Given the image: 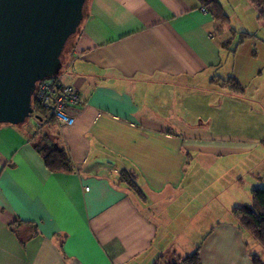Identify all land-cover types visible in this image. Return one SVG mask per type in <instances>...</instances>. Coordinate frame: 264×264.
<instances>
[{
    "label": "crops",
    "instance_id": "crops-1",
    "mask_svg": "<svg viewBox=\"0 0 264 264\" xmlns=\"http://www.w3.org/2000/svg\"><path fill=\"white\" fill-rule=\"evenodd\" d=\"M217 1L264 29L249 0ZM215 28L197 0L86 1L58 76L82 102L73 124L0 125V264H154L197 249L200 264H264L232 216L264 190V142L204 116L230 55L221 44L233 29ZM39 130L71 172L45 168L32 145ZM122 171L136 174L144 200Z\"/></svg>",
    "mask_w": 264,
    "mask_h": 264
},
{
    "label": "water",
    "instance_id": "water-1",
    "mask_svg": "<svg viewBox=\"0 0 264 264\" xmlns=\"http://www.w3.org/2000/svg\"><path fill=\"white\" fill-rule=\"evenodd\" d=\"M86 0H0V125L32 117L35 84L58 77ZM37 121L40 117L34 116Z\"/></svg>",
    "mask_w": 264,
    "mask_h": 264
},
{
    "label": "rangeland",
    "instance_id": "rangeland-1",
    "mask_svg": "<svg viewBox=\"0 0 264 264\" xmlns=\"http://www.w3.org/2000/svg\"><path fill=\"white\" fill-rule=\"evenodd\" d=\"M223 10L226 15H229L234 9L226 2ZM254 22L253 19L235 15L229 18L231 29L249 36L239 45L233 55L228 54L227 58L225 56V59L229 58V62L219 73L224 79L228 76L234 77L243 87L244 94L240 102L231 101L227 104L223 95L228 94V88L219 87L220 90L218 92L216 90L212 96L211 93L205 94L208 96L205 103H209L210 106L205 107V111L202 110L205 112V118L211 121V128L222 127L225 125V120H228L231 128H237L236 131L231 132V137L246 142L260 141L264 138V29L253 27ZM73 41L74 37L68 41L63 54L71 48ZM204 96L199 94V100H202ZM233 103H241V107L239 108L237 104L234 106ZM200 113L202 114L201 111ZM199 120L201 119L197 122ZM37 124L38 121L32 116L22 125H31L34 128ZM202 134L207 138L211 137V135ZM218 135L219 133L214 136ZM166 259L173 260L170 257Z\"/></svg>",
    "mask_w": 264,
    "mask_h": 264
},
{
    "label": "trees",
    "instance_id": "trees-1",
    "mask_svg": "<svg viewBox=\"0 0 264 264\" xmlns=\"http://www.w3.org/2000/svg\"><path fill=\"white\" fill-rule=\"evenodd\" d=\"M197 1L202 6H204L206 10L211 14L212 18L216 23V32L221 31L224 25L229 24V18L224 13L221 4L217 0ZM249 2L256 12L257 20L259 22L264 23V0H249ZM248 36L249 35L246 33H237L234 30H231V37L226 42H223L221 44V48L227 51L230 55H233L239 45ZM217 79L218 78L216 77L211 81V83L214 82L216 86H220L221 88H228V91L233 96L241 97L244 94L243 87L238 83V81L234 77L231 76L224 80ZM31 107L33 109V116L37 115L41 119L40 121H38V123L47 127L55 124L54 120L48 116L47 112L38 103H36L34 95H32L31 98ZM32 145L35 151L42 158L44 166L49 172L69 173L72 171L73 167L68 157V154L64 149L58 147L55 142V139L46 132H40V130L37 131L32 137ZM119 182L121 184H124L138 198L144 200V195L138 186L137 176L134 172L122 171L119 176ZM251 196L252 199L250 205H244L242 207L233 209L232 216L236 220L239 228L242 231L246 232L264 250V190H253ZM11 229L16 232L15 227L11 226ZM250 259L252 264H263L260 258L256 255H251ZM154 264H200L199 249L195 250L190 256H186L181 259H174L172 261L167 260L165 257H159Z\"/></svg>",
    "mask_w": 264,
    "mask_h": 264
},
{
    "label": "built area",
    "instance_id": "built-area-1",
    "mask_svg": "<svg viewBox=\"0 0 264 264\" xmlns=\"http://www.w3.org/2000/svg\"><path fill=\"white\" fill-rule=\"evenodd\" d=\"M201 12H205L202 8ZM34 99L59 128L73 124L75 111L81 106L78 91L62 85L58 77L41 80L35 84Z\"/></svg>",
    "mask_w": 264,
    "mask_h": 264
}]
</instances>
